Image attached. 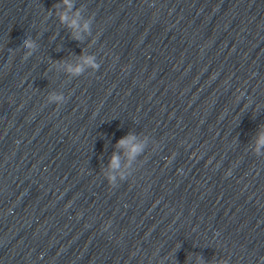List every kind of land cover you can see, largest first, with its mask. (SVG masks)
<instances>
[{
    "label": "water",
    "instance_id": "1",
    "mask_svg": "<svg viewBox=\"0 0 264 264\" xmlns=\"http://www.w3.org/2000/svg\"><path fill=\"white\" fill-rule=\"evenodd\" d=\"M71 3L0 0V264H264V0Z\"/></svg>",
    "mask_w": 264,
    "mask_h": 264
},
{
    "label": "clouds",
    "instance_id": "2",
    "mask_svg": "<svg viewBox=\"0 0 264 264\" xmlns=\"http://www.w3.org/2000/svg\"><path fill=\"white\" fill-rule=\"evenodd\" d=\"M63 3L67 6V8L69 10L73 7V5L71 3V0H63ZM60 20H61L62 23H65L69 27H72V28H76V27L79 26L77 20H75V19H73L69 23V18H68L67 13L61 14L60 15ZM84 28H85V30H87L88 29V24H85ZM74 39H79V37L78 36H74ZM24 47L26 49L32 50V49L35 48V44H34V42L31 39H26L24 41ZM30 54L31 53L29 52L28 55H30ZM26 58H27V56H25V59ZM84 62L86 64H88L90 67H92L94 69H97V70L100 67V64L96 62V58L94 56H88V57L84 58ZM69 71H71L74 75H79L83 71V69H82L81 66L77 65L75 68H71L70 67ZM52 99L62 101L64 98H63L62 95H58V96L52 97ZM131 139H134V137H131V136L122 137L120 140L117 141V145L118 146H124V145L128 144ZM262 147H264V133H261L259 135V137H258V140H257L256 151H257L258 154H259L260 148H262ZM140 150L141 149H140L139 146H133L131 148V152H132L133 155L138 153ZM111 167L114 168V169L119 167V157L118 156L113 155V157L111 159ZM228 174H230V173H228ZM109 179H110V182H111L114 178L110 177ZM261 260L264 261V257H261ZM221 264H227V261L222 260Z\"/></svg>",
    "mask_w": 264,
    "mask_h": 264
}]
</instances>
